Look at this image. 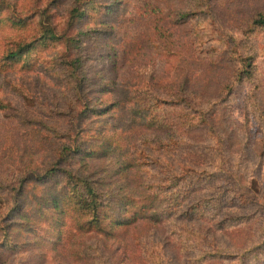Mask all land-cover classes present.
Instances as JSON below:
<instances>
[{
	"label": "rangeland",
	"instance_id": "obj_1",
	"mask_svg": "<svg viewBox=\"0 0 264 264\" xmlns=\"http://www.w3.org/2000/svg\"><path fill=\"white\" fill-rule=\"evenodd\" d=\"M9 1L11 6L0 11V216L21 186V201L32 195L37 210L43 207L38 198L42 183L36 181L40 173L26 182L22 170L41 172L52 155L56 159L62 143L72 145L85 131L91 138L89 129L104 127L105 120L119 126L121 110L113 103L123 95L117 85L136 67L142 73L143 96L151 88L146 79H151L152 89L165 90L174 83L187 91L188 86L196 106L214 105L215 130L229 138L226 153L216 168L193 164L202 175L183 185L179 199L168 196L166 210L175 201L179 204L173 213L140 221L124 233L117 228L113 236L100 237L107 247L83 241L88 243L85 253L91 257L101 249L108 264H206L213 258L219 260L216 264H264V25L250 24L251 18L261 20L264 0H162V10L157 0ZM75 6L84 12L80 20H73ZM143 6L157 14L144 16L159 26L153 48L143 42L148 36H138L144 30ZM247 25L250 34L245 33ZM48 30L53 36L45 38ZM20 43L31 45L21 60L4 66V50ZM76 58L80 67L73 63ZM247 58L255 71L251 78L233 76V62L242 67ZM216 60L220 67L214 71ZM103 108L109 112L98 117L96 111ZM183 130L174 135L183 146L172 145L173 135L170 147L153 146V157L144 161L148 177L159 180L181 171L192 165L195 152L206 153L215 145L205 128L190 135ZM140 148L145 150L146 143ZM110 155H71L58 169L90 171L95 177L104 166H114ZM57 182H51L52 188L60 192ZM30 212L15 237H4L0 228V242L12 241V250H0L2 264H78L74 256L65 260L57 252L43 258L50 245L42 238L53 231L54 220ZM33 219L41 221L29 228Z\"/></svg>",
	"mask_w": 264,
	"mask_h": 264
},
{
	"label": "trees",
	"instance_id": "obj_2",
	"mask_svg": "<svg viewBox=\"0 0 264 264\" xmlns=\"http://www.w3.org/2000/svg\"><path fill=\"white\" fill-rule=\"evenodd\" d=\"M0 1L5 2L4 5L0 3V11L5 10L6 5L11 6L9 0ZM157 2V6H159L162 0H157ZM12 6L14 9L20 10L16 8V4H12ZM159 7L160 10L164 8L162 4ZM141 10L144 13L145 23L143 24L144 30L138 31V36H148L144 37L143 42L149 43L150 48H153L150 43L153 41L152 37L156 27L159 26L156 22H153L152 17L144 16H147V14L157 16V14L155 10H149L145 6ZM72 17H74L73 20H80L84 17L83 10L75 6ZM164 20L167 21L166 18ZM250 22L252 27H255L256 23L263 26L264 14L261 15L259 22L252 18ZM50 31L44 32L45 38L53 36ZM252 32L251 27L247 25L245 33L250 34ZM30 45L31 43H20L17 46L9 45L3 52L2 64L7 66L14 61L21 60V54L26 52ZM249 60L247 58L243 61V68L238 66V62L234 61L233 76L239 79L245 76L251 78L255 71H253V64ZM73 63L77 67L82 65L80 58H76ZM213 64L215 65L214 71L218 70L220 63L216 60ZM141 75L139 68L137 70L136 67H132L128 71V76H123L121 83L117 85L123 99L113 104L121 110L120 123L122 125L119 123V126L115 128L114 125L105 120L103 122L104 127L95 130L89 129L93 133L91 138L87 135L88 132L85 131L83 136L77 137V142L72 145L62 143L55 151L57 154H55L56 159L52 155V161H48L47 165L41 167V172L35 168L28 172L22 170V172H25L22 180L26 182L30 180L31 174L40 173L36 176V181L42 183L43 191L41 195H38V198H41L44 204L43 207L37 210L34 197L31 195L28 199L26 196L21 201L19 197L24 192V187L21 186L20 189H17L14 193L16 199H9L5 210L1 212L0 228L2 234L5 235L4 237L10 235L15 237L21 225H25V220L31 214L30 211H35L41 219L48 218V221H50L49 215H51L54 220L51 226L53 231L51 233L47 231V236L42 238L46 240L45 246L50 245L42 253L44 259H48L51 253L57 252L63 254L65 260H70L74 256L73 259L78 264H85L86 261H88L87 264H108V258L101 249H95L98 255L93 254L91 257L87 255L83 246L88 243L83 241L94 240L95 243L101 242V246L107 247L108 245L103 244L104 240L100 237L107 239L113 236L117 228V232L122 229L121 232L124 233L127 231L126 229L136 226L140 221L150 220L154 222L158 219L162 220L167 212L173 213L175 211L174 204L179 205L175 201L166 210L168 196L172 195L173 199H179L183 185L193 182L197 174L202 175V173H199L202 172L198 169L199 166L195 167L193 164L216 168L219 156L226 153L225 145L228 143L229 138L215 130L217 118L214 105L208 109H204L200 104L196 106L192 99L193 95L189 93L188 86H185L188 89L187 91L173 87L176 86L174 83L164 86L165 90L162 87L152 89L153 81L151 79H146L145 84L147 86L151 85V88H147L146 94L148 95L143 96V88H140L143 83L139 81ZM135 81L138 82L137 86ZM130 83L132 86L129 87L128 84ZM227 87L230 88L231 84ZM153 90H158L161 95ZM86 108L89 107L86 105ZM90 110L92 112L95 109ZM108 112V109L103 108L96 111V114L100 117ZM202 128L207 129L208 135L214 136L215 140V145L208 146L205 149L206 153L195 152L194 157H190L192 165L181 171H174L171 175L159 177V180L147 176L144 161L146 158L153 157V150L156 147L157 149H161V147L166 149L165 147L169 146L171 142L172 135L174 138V135L182 129H184L183 134L186 132L187 135H190ZM92 138L93 141L90 142ZM143 143H146L148 149L142 150L140 148ZM189 144L193 145L194 143ZM172 145L179 148L183 146V143H181V139L174 138ZM190 145L185 147L191 150L192 146ZM33 146L37 148L38 145L34 143ZM109 152L111 153L109 156L111 157V163L115 161L114 166H104L102 172L95 177L91 175L90 171L85 174H74L66 169H58L71 155L85 153L94 158ZM54 165L56 167H53ZM116 175L119 176L120 181L115 178ZM53 180L58 181V186L61 188L60 192L53 191L51 183ZM43 183L46 184V187ZM55 216L60 218L54 219ZM34 221L41 220L33 219L28 223L29 228H32ZM9 244H12L10 239L0 242V250H12L8 247ZM89 244L91 245V243ZM3 257L4 255L1 254V264ZM217 261L219 260L216 258L209 259L206 264H216Z\"/></svg>",
	"mask_w": 264,
	"mask_h": 264
}]
</instances>
